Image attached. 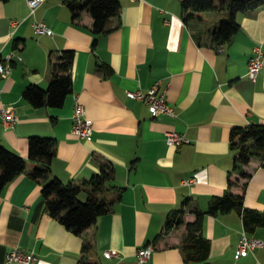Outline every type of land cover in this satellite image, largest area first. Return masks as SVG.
Returning a JSON list of instances; mask_svg holds the SVG:
<instances>
[{
    "label": "crops",
    "instance_id": "1",
    "mask_svg": "<svg viewBox=\"0 0 264 264\" xmlns=\"http://www.w3.org/2000/svg\"><path fill=\"white\" fill-rule=\"evenodd\" d=\"M119 1L122 15L113 19V32L96 36L91 14L74 19L64 0H47L34 15L28 0H0V51L22 57L0 82V110L13 107L19 118L10 129L0 127V146L27 160L26 172L0 192V264L15 248L37 254L38 264H79L87 243L98 264H139L137 252L147 246L154 248L147 264H185L188 224L216 198L245 193V207L264 213V157L242 167L250 176L245 179L236 171L240 152L232 146L235 128L264 125V71L256 82L249 78L254 49H264V6L237 13L239 33L218 46L211 33L228 20V10L211 12L205 24H187L181 0ZM36 21L54 35H37ZM64 51L76 54L73 92L62 108L33 107L25 90H48L52 61ZM159 82L176 118L156 116L128 98V92L147 93ZM77 99L94 123L87 140L73 133ZM171 131L191 144L169 146ZM34 136L57 140L51 176L39 182L31 178L40 166L29 159ZM107 166L115 171L105 195L113 210L78 236L47 212L43 189L54 178L90 181ZM192 178L198 183L183 184ZM87 199L81 194L82 202ZM181 209L185 224L167 234L168 218ZM244 231L236 211L207 215L203 235L211 242L210 263L264 264V248L236 257ZM256 237L264 241V230ZM109 250L119 257L107 258Z\"/></svg>",
    "mask_w": 264,
    "mask_h": 264
},
{
    "label": "trees",
    "instance_id": "2",
    "mask_svg": "<svg viewBox=\"0 0 264 264\" xmlns=\"http://www.w3.org/2000/svg\"><path fill=\"white\" fill-rule=\"evenodd\" d=\"M74 19L88 11L94 19L93 33L105 36L113 32V19L122 15V5L119 0H69L67 1ZM185 23H207L209 14L228 10L230 17L223 21L211 33L213 44L223 46L229 43L239 33L241 26L236 20L239 12H246L264 6V0H181ZM76 54L64 51L56 61H52V81L48 90L31 85L24 92V98L35 108H62L67 97L73 92V68ZM100 69L105 65H100ZM233 149L240 152L236 171H241L243 178L250 176L243 172L242 167L249 165L252 158L264 157V125H254L245 128H235L232 133ZM57 140L49 137L34 136L29 141V159L40 162V166L31 174L35 181L50 178L51 165L56 157ZM27 169V160L0 146V192ZM112 167H104L102 173L90 181L78 184L64 183L58 178L52 179L43 189V198L47 212L69 231L83 236L94 227L99 219L112 212L113 201L105 198L111 191L109 187L114 178ZM232 185V184H231ZM83 193L88 194L86 202L80 200ZM232 211L238 212L244 223L245 231L256 237L259 230H264V213L245 207V193L236 195L229 191L223 197L216 198L208 212H199L197 220L188 224V234L184 239L182 249L185 264H211V242L203 235L204 221L207 215L217 216ZM184 209L170 215L167 221L166 233L185 224ZM164 234L157 238V241ZM148 247V246H147ZM92 244H85L79 264H98L90 253Z\"/></svg>",
    "mask_w": 264,
    "mask_h": 264
},
{
    "label": "built area",
    "instance_id": "3",
    "mask_svg": "<svg viewBox=\"0 0 264 264\" xmlns=\"http://www.w3.org/2000/svg\"><path fill=\"white\" fill-rule=\"evenodd\" d=\"M47 0H28V5L31 10V15L36 14V11ZM69 1V0H64ZM35 33L39 36H53L54 31L47 26L44 21H36L34 24ZM15 62H22V57L17 53H12L7 56H3L0 51V82L4 79H8L13 70ZM264 71V49L261 46H257L254 49V55L249 64V78L251 81L256 82L260 74ZM161 83H157L149 92L145 93L141 90L128 92V98L132 100L141 101L146 104L150 112L156 116L164 115L171 118H176V110L167 100L165 92H160ZM2 89L0 87V97L2 95ZM74 127L73 133L79 139L87 140L94 134V123L87 117V111L85 106L76 100L74 115ZM19 121L16 110L13 107H7L0 110V127L10 129L14 127ZM167 144L171 147H182L184 145L191 144V140L183 134L175 131L166 133ZM198 183L195 178L187 179L183 182L185 186H193ZM264 248V241L250 236L246 231L242 233L241 240L238 246L236 257L242 258L248 256L256 249ZM154 248L149 246L140 249L137 252V260L139 264H147L152 258ZM105 256L109 259L119 257V252L116 250H109L105 252ZM40 258L34 252H28L24 249L15 248L12 250L6 259L7 264H38Z\"/></svg>",
    "mask_w": 264,
    "mask_h": 264
},
{
    "label": "rangeland",
    "instance_id": "4",
    "mask_svg": "<svg viewBox=\"0 0 264 264\" xmlns=\"http://www.w3.org/2000/svg\"><path fill=\"white\" fill-rule=\"evenodd\" d=\"M86 201H87V200H86ZM86 201H85V202H86Z\"/></svg>",
    "mask_w": 264,
    "mask_h": 264
}]
</instances>
